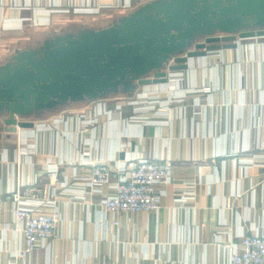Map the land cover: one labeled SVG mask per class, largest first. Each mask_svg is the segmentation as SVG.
Instances as JSON below:
<instances>
[{"label":"crops","instance_id":"obj_1","mask_svg":"<svg viewBox=\"0 0 264 264\" xmlns=\"http://www.w3.org/2000/svg\"><path fill=\"white\" fill-rule=\"evenodd\" d=\"M63 2L67 7L73 4V0H0V59L20 46L19 42H39L48 29L73 22L64 13L52 14V9L63 8ZM76 2L73 7L82 8V1ZM21 20L26 22L23 29L19 28ZM39 21L49 23L35 26ZM25 33L31 34L28 41L21 39ZM208 59V78L200 72V78L195 75L192 80L191 68L177 76V95L183 102L170 116H154L151 122L130 120L139 114L133 103L159 89L151 86L133 100L114 98L77 105L83 111L36 121V127H40L75 115L98 118V125L88 129L84 138L75 125H68L67 130L59 125V138H46L35 128L0 140V196L5 202L0 217L9 228L0 234L6 242L4 245L0 241V264H228L225 246L240 244L242 233L261 232L264 39L240 42L236 50L214 53ZM204 81L208 84H201ZM175 86L163 98L172 97ZM119 106L121 116L115 112ZM104 109L112 113L105 115ZM35 132L39 133L35 148L43 155L39 164L27 160L23 153L34 150L32 143L20 142L21 135ZM64 132L68 136H63ZM83 143L92 146L94 159L109 164L113 181L118 177V165L136 159L170 162L176 180L200 182L194 208H179L174 188L169 187L159 213L124 215L120 227L113 229L111 218L100 206L73 204L64 198L59 240L25 262H17L11 254L22 238L14 222L10 192L35 181L40 187L52 186L46 175L50 152L59 157L65 175L72 173L68 164ZM63 182L61 176L54 185L59 187ZM222 227L231 232L219 234Z\"/></svg>","mask_w":264,"mask_h":264},{"label":"water","instance_id":"obj_2","mask_svg":"<svg viewBox=\"0 0 264 264\" xmlns=\"http://www.w3.org/2000/svg\"><path fill=\"white\" fill-rule=\"evenodd\" d=\"M252 39H264V0H150L107 27L50 28L0 59V140L69 106L133 100Z\"/></svg>","mask_w":264,"mask_h":264},{"label":"built area","instance_id":"obj_3","mask_svg":"<svg viewBox=\"0 0 264 264\" xmlns=\"http://www.w3.org/2000/svg\"><path fill=\"white\" fill-rule=\"evenodd\" d=\"M109 5L119 8L121 2L113 0ZM106 6L107 4L100 2L98 11ZM85 10L90 11L85 7L81 9L84 12ZM51 12L54 15L61 11L56 8ZM20 22L19 28L23 29L26 22L25 20ZM48 23L39 21L34 22V25L40 27ZM155 87L159 89L145 94L138 103H133L136 104L134 107L137 108L139 114L131 118V121L151 122L154 116H170L175 107L183 102V98L177 95L179 89L176 88L172 97L163 98L166 92L172 91V85L164 84ZM121 110L122 107L119 106L115 112L121 116ZM104 111L105 115L112 113L106 109ZM104 114L101 113L102 116ZM98 123V118L95 119L91 115H75L66 120L53 122L50 125L44 124L40 127L38 125L35 128L41 130L46 138L54 139V135L60 137V130L57 131L59 125L65 126L66 130L68 125H75L78 128V134L84 138L87 130L95 128ZM35 128L19 130L18 133L30 132ZM38 134L35 132L27 136L21 135L20 142L28 145L32 143L30 147L32 146L31 149L34 150L23 153L33 164L35 161L39 164L43 156L34 145V142L39 139ZM62 135L68 136V133L64 132ZM77 154L68 164L72 173L65 175L59 157L53 152L48 153L46 175L53 182L52 186L40 187L38 181H35L21 184L10 192L14 222L19 227L18 231L22 238L20 246L11 254L17 262H25L50 243L59 240L63 219L61 204L64 198H69L73 204L85 203L100 206L111 218L113 229L120 227V218L124 215L159 213L163 208L169 187L174 188L175 204L179 208H194L200 182L193 179L176 180L173 175V165L170 162H153L139 158L132 163L118 165V177L116 181H113V173L109 164L103 160L94 159L92 146L83 143ZM61 176H64V182L58 187L54 183L56 184ZM4 204L0 196V214L4 209ZM8 230L9 228L2 223L0 217V234ZM229 232H231L229 228L219 229V234ZM3 239L1 237L0 241L5 245V238ZM240 240V244L231 242L224 247L228 264H264V222L261 232L256 231L250 235L242 233Z\"/></svg>","mask_w":264,"mask_h":264},{"label":"rangeland","instance_id":"obj_4","mask_svg":"<svg viewBox=\"0 0 264 264\" xmlns=\"http://www.w3.org/2000/svg\"><path fill=\"white\" fill-rule=\"evenodd\" d=\"M80 1V0H79ZM82 4H80V7H73L74 4H76V0H73V4H69L71 7H67V5L65 4V2H63V8H59L58 11L64 12L63 15H65L68 19H70V21H74V22H78V23H85V24H89L91 26L94 27H107L109 26L114 20H116L117 18L121 17L122 15H126L127 13L132 12L133 10H135L137 7H139L140 5H143L144 3H146L147 1L150 0H120L121 2V7H110L109 4H112V1L110 2V0H81ZM100 2H102L103 4H107L106 8L101 9L100 11H98L99 9V4ZM80 3V2H79ZM119 3V2H118ZM83 7L85 8H89L90 11L85 10L81 11V9H83ZM61 12H58V14H61ZM92 12V13H91ZM89 13V14H88ZM81 14V15H80ZM65 18V17H63ZM66 18V19H67ZM79 26H74V30H76ZM29 33H25L24 36H22L21 39H27L28 37L30 38ZM29 39H27L28 41ZM20 46H32L35 47L38 45V40L35 39L32 42H26V41H22L19 42ZM214 54V53H213ZM213 54H210L211 56ZM210 55L206 58L203 59H198V60H194L191 62L190 68H191V79H193L192 77H195V75H197L198 79L200 78V72L202 77H206L208 78V72H209V62L210 59H208L210 57ZM181 73H176V74H172L170 76V79L168 81L167 84H172L173 86H175L174 84H177L175 86V88L178 86V84H180V82L178 81V75ZM200 82V80H198ZM198 82V83H199ZM197 83V84H198ZM200 84V83H199ZM201 84H208V82L204 81L203 83L201 82ZM177 89V88H176ZM166 93H170L166 92ZM83 111V109L77 108L76 106H69L67 109H65L63 112L58 113L56 116L52 117V118H59L61 116L67 115V114H73L76 112H80ZM52 118H48L52 119ZM46 120V121H47ZM14 136V135H13ZM11 136V137H13ZM3 139L7 140L6 135H3Z\"/></svg>","mask_w":264,"mask_h":264},{"label":"flooded vegetation","instance_id":"obj_5","mask_svg":"<svg viewBox=\"0 0 264 264\" xmlns=\"http://www.w3.org/2000/svg\"><path fill=\"white\" fill-rule=\"evenodd\" d=\"M38 44H39V42H38ZM42 117H43V116H42ZM42 117H38V118H42ZM44 117H45V116H44ZM37 120H38V119H36V120L34 119L35 122H36Z\"/></svg>","mask_w":264,"mask_h":264}]
</instances>
